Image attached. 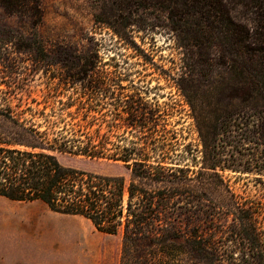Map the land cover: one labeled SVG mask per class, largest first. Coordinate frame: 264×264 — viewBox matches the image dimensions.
Masks as SVG:
<instances>
[{
    "label": "trees",
    "instance_id": "1",
    "mask_svg": "<svg viewBox=\"0 0 264 264\" xmlns=\"http://www.w3.org/2000/svg\"><path fill=\"white\" fill-rule=\"evenodd\" d=\"M95 1L99 10L95 21L133 50L138 47L134 41L127 42V32L142 31L149 23L152 28L157 26L145 14L151 10L152 18L159 19L155 13H162L163 26L176 50L168 74L188 107L201 156L184 163L185 149L176 152L175 129H167L166 123L158 125L156 110L135 90L127 99H117L127 121L122 130L131 139L111 141L120 127L108 126L101 133L100 128L80 122L41 128L34 123L39 115L36 111L0 107V196L13 201L39 200L51 211L85 217L103 233L120 231L119 264H170L178 253L186 256L185 264L206 261L211 248L195 230L190 229L182 239L168 229V198L178 194L180 184L193 179L181 174L184 167L199 173L221 166L216 142L221 132L233 127L244 140L264 148V0ZM0 6L31 16L35 22L41 18L39 0H0ZM234 10L245 14L248 21L238 20ZM120 56L114 70L104 72V76L112 75L108 81L129 80L140 72L138 63ZM134 56L143 64L149 60L143 49ZM89 66L87 81L102 82V72L93 71L92 62ZM69 115L73 119L79 113ZM57 154L121 164L128 176L66 166ZM257 262L264 264V253Z\"/></svg>",
    "mask_w": 264,
    "mask_h": 264
},
{
    "label": "rangeland",
    "instance_id": "2",
    "mask_svg": "<svg viewBox=\"0 0 264 264\" xmlns=\"http://www.w3.org/2000/svg\"><path fill=\"white\" fill-rule=\"evenodd\" d=\"M39 5L41 18L36 22L0 6V107L36 111L34 123L41 128L80 122L101 133L108 126L120 127L111 141L131 139L122 130L127 121L117 99H127L135 90L156 110L158 125L175 129L176 152L185 149L184 163L200 158L198 133L168 74L176 50L162 13H155L159 19L152 18L151 10L145 14L157 26L149 23L142 31L127 32V42L138 47L133 50L95 21V0H39ZM233 15L248 21L238 10ZM142 49L149 56L145 64L134 56ZM120 54L138 63L140 72L129 80L108 81L112 75L104 72L114 70ZM91 62L93 71L102 72V82L87 81ZM69 112L79 115L72 119ZM240 133L233 127L221 132L216 140L221 166L199 173L184 167L181 174L193 179L180 184L178 194H169L168 229L182 239L195 230L211 248L207 260L198 264H258L264 253V148ZM57 158L85 171L128 176L127 168L107 160L69 154ZM121 236L120 231L97 230L85 217L51 211L39 200L0 196V264H119ZM185 262L186 256L178 253L170 264Z\"/></svg>",
    "mask_w": 264,
    "mask_h": 264
}]
</instances>
